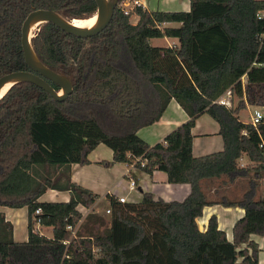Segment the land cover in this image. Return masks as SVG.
Segmentation results:
<instances>
[{"label":"trees","instance_id":"1","mask_svg":"<svg viewBox=\"0 0 264 264\" xmlns=\"http://www.w3.org/2000/svg\"><path fill=\"white\" fill-rule=\"evenodd\" d=\"M120 2L96 34L78 37L44 22L31 37L38 59L72 82L63 101L24 81L0 98V206L27 209L25 241L13 240L12 224L0 211V264H258L259 244L251 236L264 235V194L258 192L264 181V119L253 126L241 121L239 112L244 98L264 106V0H189L187 11L137 6L128 14ZM39 8L68 20L85 19L95 14L96 3L0 0V77L30 71L21 25ZM131 14L138 17L135 23ZM164 37L178 43L150 42ZM227 91L230 104H219ZM171 99L188 119L150 145L137 131L157 121ZM203 113L218 123L223 149L194 156L191 129ZM101 143L112 150L102 165L140 157L144 164L137 169L163 171L169 183L189 184V194L165 201L142 192L135 203L112 196L108 227L95 232L82 221L75 229L82 217L77 206L91 207L96 194L71 182L69 167L88 164L89 153ZM243 155L248 163L241 166ZM222 176L248 178L239 200L207 199L201 182ZM49 188L69 191V200L39 201ZM212 204L244 210L232 239L214 214L199 228L197 219ZM37 226L51 227V236Z\"/></svg>","mask_w":264,"mask_h":264},{"label":"crops","instance_id":"2","mask_svg":"<svg viewBox=\"0 0 264 264\" xmlns=\"http://www.w3.org/2000/svg\"><path fill=\"white\" fill-rule=\"evenodd\" d=\"M143 4V8L147 10H163V11H174V10H189V0H139ZM137 21V15H134ZM135 21V22H136ZM134 22V23H135ZM169 26H177V23H167ZM164 40L166 45H154L159 47H172L178 43V39L174 37H164L160 38ZM243 86H245V78H242ZM226 99H231L232 96L226 92L223 94ZM233 104H237L238 98L233 97ZM245 101V107L247 112L251 113L252 106L249 102ZM264 107V106H262ZM243 108V109H244ZM239 118L243 122H248L249 119ZM188 119V115L181 108V106L174 100L171 99L164 112L161 114L160 118L153 124L142 127L137 131L138 136L143 139L148 144L152 145L157 142H162L164 137L174 128H176L181 123ZM219 125L218 123L210 117L207 113L201 114L196 118L195 124L191 129L193 135L192 139V153L194 156H200L208 154L215 151H220L223 149V141L218 133ZM104 144H99L94 150H92L88 159L90 162L88 164L80 165L78 163L71 164L69 167L70 181L79 184L91 190L96 194L94 204L87 208L82 205H78L77 209L81 212L82 217L79 223L76 225L75 229L83 221H95L87 228H93L95 224V229L102 225L100 222L101 214L98 210V206L101 202L106 200V209L110 208V197L123 196L126 198V202H138L142 197V192L152 193L154 198H161L165 201L177 200L182 201L190 192V185L186 183L181 184H171L167 181V175L165 172L160 170L153 171L152 174L143 172L140 169L129 167L127 163H114L108 167L102 165L100 161L111 160L112 150L109 147H105ZM240 165L244 166L248 163V159L245 155L239 158ZM131 171V175L134 177L136 186L135 188H129L127 171ZM246 178H235L229 179L226 176L220 178H211L203 180L201 186L205 192L207 199L219 200H239L243 194L246 192L245 186ZM259 194H264V187L262 184L259 185ZM224 194V197L220 198V195ZM209 196V197H208ZM70 198L69 191L67 190H57L49 188L47 189L39 198V201H68ZM0 211L4 213L6 220L12 224V236L15 241H25L27 239V209L26 207L11 208L7 206H0ZM244 210L239 206H222L221 204H212L206 206L203 209V215L197 222L201 229H203L207 223V218L214 214L217 217L218 227L225 231L228 239H232V228L234 223L243 216ZM17 214V215H16ZM23 214V215H22ZM109 214V213H106ZM21 216L23 218H18ZM22 225L21 233L22 239L17 240L14 238L17 232V227ZM49 226H37V228L42 233V230ZM16 228V229H15ZM51 228V227H50ZM254 239L259 244L260 249L264 247L262 241H264L263 236L252 235ZM264 249V248H263ZM260 256V253H259ZM260 263V259L258 264Z\"/></svg>","mask_w":264,"mask_h":264},{"label":"water","instance_id":"3","mask_svg":"<svg viewBox=\"0 0 264 264\" xmlns=\"http://www.w3.org/2000/svg\"><path fill=\"white\" fill-rule=\"evenodd\" d=\"M117 2L118 0H95L96 12L90 17L96 16V23L90 29H79L73 25L72 19L68 20L50 9L39 8L29 12L21 25L20 42L25 62L30 71L16 70L2 75L0 88L9 82H12L11 85L19 81L29 82L45 90L53 99L63 101L72 92V82L68 77L51 70L38 59L31 44V37L34 36V33L30 35L31 24L34 21H40L36 28L38 30L42 23L51 22L69 34L87 37L102 31L108 25ZM47 80L58 85L59 90L56 91Z\"/></svg>","mask_w":264,"mask_h":264},{"label":"built area","instance_id":"4","mask_svg":"<svg viewBox=\"0 0 264 264\" xmlns=\"http://www.w3.org/2000/svg\"><path fill=\"white\" fill-rule=\"evenodd\" d=\"M118 5H119L120 9H122L125 14L130 13L137 6H142V8L144 7L143 4L139 0H121V2ZM261 15H262V13H260V15L258 17H261ZM227 93L230 96V92L227 91ZM216 101L219 104H224V105L230 104L229 99L224 98L223 95L220 96ZM263 119H264V108L254 106L251 113H250V119L248 122L251 125L256 126L259 123H261ZM260 146H262V144H260ZM127 156H129V153L127 154ZM137 163H139L140 166H143V164H144V162L141 160V158L137 157L134 160H132L130 163H128V165H129V167L137 168ZM126 176L128 179L129 188H131V189L135 188L136 182H135L134 177L131 175L130 170L127 171ZM117 200L121 203L126 202V198L123 196L117 197ZM39 212H40V208L35 210L36 214H38ZM106 213H110V208L106 209ZM66 228L72 229V235H74L75 231L70 225H67ZM68 242H69V240H64V241H62V244L64 246H66L68 244Z\"/></svg>","mask_w":264,"mask_h":264},{"label":"rangeland","instance_id":"5","mask_svg":"<svg viewBox=\"0 0 264 264\" xmlns=\"http://www.w3.org/2000/svg\"><path fill=\"white\" fill-rule=\"evenodd\" d=\"M135 16H134V14H131V16H130V22L131 23H134L136 20H135ZM67 19V18H66ZM36 31H37V29H36ZM35 31V32H36ZM34 32V33H35ZM34 35V34H33ZM150 42H151V44L152 45H166V43L164 42V40H161L160 38H153V39H150ZM235 99H237L236 97H235ZM250 105H254V106H257V107H262L260 104H250ZM254 106H252V108L254 107ZM264 108V107H263ZM240 117L242 118V119H249L250 118V112L248 111L247 112V108H244L243 110H242V112L240 113ZM106 147V146H105ZM239 163H240V161H239ZM250 175H252V174H250ZM260 183L262 184V186L264 187V181L263 180H260ZM244 188L247 190V188H248V178H246V180H245V186H244ZM209 197V196H208ZM221 197H224V194H221L220 195V198ZM107 206V202H106V200H104L103 202H101L100 204H99V206L97 207L98 208V210H99V212L101 213V214H99V215H102V216H100V217H102V218H100V222H101V224L102 225H100V226H98V229H95L94 227H95V225H97V224H95V225H93L94 227L93 228H90V229H93V231H97V232H102L106 227H108V223H109V218H110V213L109 214H106L105 213V207ZM17 215V214H16ZM23 215V214H22ZM18 218H20V221H21V218H23V217H21V216H18ZM103 221V222H102ZM94 222H96V220L95 221H86L85 222V224H86V226L85 227H89L92 223H94ZM99 222V221H98ZM198 223V222H197ZM198 226H199V223H198ZM23 226L22 225H20V226H18L17 227V232L15 233V235H14V238H16L17 240H21L23 237V235H22V233H21V228H22ZM80 228L82 229V230H84L85 231V229L83 228V226H80ZM79 228V229H80ZM199 228H200V226H199ZM16 229V228H15ZM201 229V228H200ZM81 233H83V234H85L86 232H81ZM42 234H44V235H46V236H48V237H50L51 236V228L50 227H46V228H44L43 230H42ZM262 244H264V241H262ZM264 248V247H263ZM260 249V256H259V259H260V263L259 264H264V249Z\"/></svg>","mask_w":264,"mask_h":264},{"label":"bare ground","instance_id":"6","mask_svg":"<svg viewBox=\"0 0 264 264\" xmlns=\"http://www.w3.org/2000/svg\"><path fill=\"white\" fill-rule=\"evenodd\" d=\"M72 23L74 26L78 27L79 29H90L92 28L96 23V16H92L85 19H78L74 18L72 19ZM40 24V21H34L31 24V31L30 35L36 31L37 26ZM12 82L7 83L3 87L0 88V96L4 95V93L7 91V89L11 86ZM61 92V91H60Z\"/></svg>","mask_w":264,"mask_h":264}]
</instances>
